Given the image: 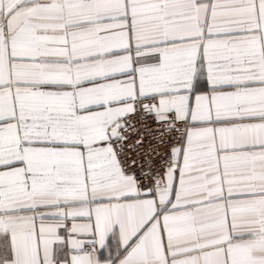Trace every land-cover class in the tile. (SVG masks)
Here are the masks:
<instances>
[{
  "label": "snow or ice",
  "instance_id": "1",
  "mask_svg": "<svg viewBox=\"0 0 264 264\" xmlns=\"http://www.w3.org/2000/svg\"><path fill=\"white\" fill-rule=\"evenodd\" d=\"M0 264H264V0H0Z\"/></svg>",
  "mask_w": 264,
  "mask_h": 264
}]
</instances>
